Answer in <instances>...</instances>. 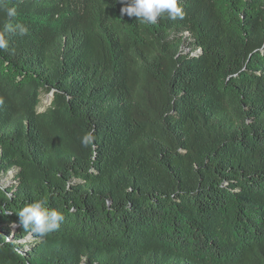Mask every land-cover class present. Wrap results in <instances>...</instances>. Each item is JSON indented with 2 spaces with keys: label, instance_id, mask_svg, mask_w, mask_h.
<instances>
[{
  "label": "trees",
  "instance_id": "16d2710c",
  "mask_svg": "<svg viewBox=\"0 0 264 264\" xmlns=\"http://www.w3.org/2000/svg\"><path fill=\"white\" fill-rule=\"evenodd\" d=\"M180 3L150 25L9 0L28 32L0 50V264H264V0ZM41 199L60 228L13 230Z\"/></svg>",
  "mask_w": 264,
  "mask_h": 264
},
{
  "label": "clouds",
  "instance_id": "9594fccd",
  "mask_svg": "<svg viewBox=\"0 0 264 264\" xmlns=\"http://www.w3.org/2000/svg\"><path fill=\"white\" fill-rule=\"evenodd\" d=\"M121 2L124 4L121 15L134 16L145 24L156 25L158 18L165 15L173 21L184 17L180 0H121ZM0 10L6 13V20L0 26V50H8V35H26L28 28L20 22H14L18 13L16 7L9 6V0H0ZM94 140V130L88 131L81 137V144L88 147ZM18 218V224H14V227L20 226L34 237H45L60 228L65 216L56 209H50L46 201L41 199L23 206Z\"/></svg>",
  "mask_w": 264,
  "mask_h": 264
},
{
  "label": "rangeland",
  "instance_id": "374dc122",
  "mask_svg": "<svg viewBox=\"0 0 264 264\" xmlns=\"http://www.w3.org/2000/svg\"><path fill=\"white\" fill-rule=\"evenodd\" d=\"M188 43H189V38H188V35L185 34V38H184V44H183V47H182V52L183 53H187L189 50H188ZM49 104V97L48 96H45L41 99V104L38 108L39 111H43ZM15 171L14 170H11L9 172H7L6 174H3L0 176V186L1 187H6V186H11V185H14L16 182H15Z\"/></svg>",
  "mask_w": 264,
  "mask_h": 264
},
{
  "label": "water",
  "instance_id": "95a60500",
  "mask_svg": "<svg viewBox=\"0 0 264 264\" xmlns=\"http://www.w3.org/2000/svg\"><path fill=\"white\" fill-rule=\"evenodd\" d=\"M14 228H15V227H14V225H13V230H14ZM11 235H13V232H12V234H11ZM28 238H29V237H28Z\"/></svg>",
  "mask_w": 264,
  "mask_h": 264
}]
</instances>
